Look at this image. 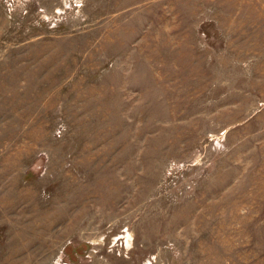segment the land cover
Segmentation results:
<instances>
[{
	"label": "rangeland",
	"instance_id": "374dc122",
	"mask_svg": "<svg viewBox=\"0 0 264 264\" xmlns=\"http://www.w3.org/2000/svg\"><path fill=\"white\" fill-rule=\"evenodd\" d=\"M0 264H264V0H0Z\"/></svg>",
	"mask_w": 264,
	"mask_h": 264
},
{
	"label": "bare ground",
	"instance_id": "6f19581e",
	"mask_svg": "<svg viewBox=\"0 0 264 264\" xmlns=\"http://www.w3.org/2000/svg\"><path fill=\"white\" fill-rule=\"evenodd\" d=\"M19 205V204H18Z\"/></svg>",
	"mask_w": 264,
	"mask_h": 264
}]
</instances>
